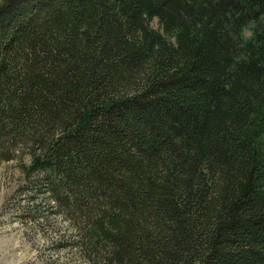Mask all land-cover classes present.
Segmentation results:
<instances>
[{
	"label": "trees",
	"instance_id": "1",
	"mask_svg": "<svg viewBox=\"0 0 264 264\" xmlns=\"http://www.w3.org/2000/svg\"><path fill=\"white\" fill-rule=\"evenodd\" d=\"M13 159L91 264H264V0H0Z\"/></svg>",
	"mask_w": 264,
	"mask_h": 264
},
{
	"label": "rangeland",
	"instance_id": "2",
	"mask_svg": "<svg viewBox=\"0 0 264 264\" xmlns=\"http://www.w3.org/2000/svg\"><path fill=\"white\" fill-rule=\"evenodd\" d=\"M152 26L160 29L157 20ZM244 34L251 36L248 29ZM18 161L0 162V264H91L71 246L57 248L61 235L75 234L72 222L64 214L51 213L37 220L15 218L16 205L28 200L23 198L27 194L19 193L23 172ZM28 161L25 153L23 162ZM35 200L40 202L42 198Z\"/></svg>",
	"mask_w": 264,
	"mask_h": 264
}]
</instances>
